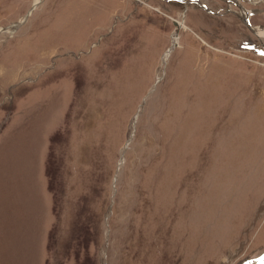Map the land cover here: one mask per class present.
I'll list each match as a JSON object with an SVG mask.
<instances>
[{
  "label": "rangeland",
  "instance_id": "rangeland-1",
  "mask_svg": "<svg viewBox=\"0 0 264 264\" xmlns=\"http://www.w3.org/2000/svg\"><path fill=\"white\" fill-rule=\"evenodd\" d=\"M256 1L0 0V264H264Z\"/></svg>",
  "mask_w": 264,
  "mask_h": 264
},
{
  "label": "flooded vegetation",
  "instance_id": "flooded-vegetation-1",
  "mask_svg": "<svg viewBox=\"0 0 264 264\" xmlns=\"http://www.w3.org/2000/svg\"><path fill=\"white\" fill-rule=\"evenodd\" d=\"M243 1H245V0H243ZM243 1H241V2H239V0H233V3H234V5H235V7L236 8H238L240 11H239V13H238V16H239V18L240 19H242V17H240L241 16V11L244 9V7L240 4V3H242ZM246 11V10H245ZM249 13H247V15H245L246 16V19L248 20L247 22H244V21H242V23L245 25V27L247 28V31L248 32H252V33H254V35H256L258 38H259V36H258V34H257V32H256V29H255V27H254V25L250 22V21H252V17H250V15H248ZM250 30H249V29ZM253 43V42H252ZM249 47L248 48H246V49H248V50H253L254 49V45H252V44H250V42H249ZM256 46H258V45H256Z\"/></svg>",
  "mask_w": 264,
  "mask_h": 264
},
{
  "label": "bare ground",
  "instance_id": "bare-ground-1",
  "mask_svg": "<svg viewBox=\"0 0 264 264\" xmlns=\"http://www.w3.org/2000/svg\"><path fill=\"white\" fill-rule=\"evenodd\" d=\"M239 1H243V0H239ZM179 24L183 25L181 22ZM258 35L264 37V30H260ZM166 59H167V57H166Z\"/></svg>",
  "mask_w": 264,
  "mask_h": 264
},
{
  "label": "water",
  "instance_id": "water-1",
  "mask_svg": "<svg viewBox=\"0 0 264 264\" xmlns=\"http://www.w3.org/2000/svg\"><path fill=\"white\" fill-rule=\"evenodd\" d=\"M264 2V0H258V1H256V3H263Z\"/></svg>",
  "mask_w": 264,
  "mask_h": 264
}]
</instances>
